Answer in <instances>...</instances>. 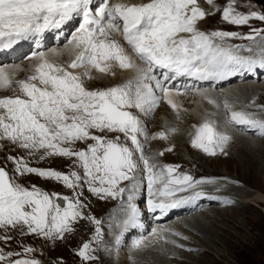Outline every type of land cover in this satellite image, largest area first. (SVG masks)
I'll use <instances>...</instances> for the list:
<instances>
[{
    "label": "snow or ice",
    "instance_id": "1",
    "mask_svg": "<svg viewBox=\"0 0 264 264\" xmlns=\"http://www.w3.org/2000/svg\"><path fill=\"white\" fill-rule=\"evenodd\" d=\"M213 5L214 0H206ZM207 13L198 0H0V50L10 49L20 41L43 35L46 31L61 29L80 17L82 22L68 44L74 58L68 63L50 60L44 52L34 53L31 59L37 63L25 79H14L20 65L0 66V89L18 86V94L0 97V139L10 140L19 147L34 154L41 149L45 155L76 157L84 169L83 181L88 190L101 199L121 197V211L125 219L116 221L120 234L115 243L120 244L124 232L129 227L139 226V209L134 203L140 192L136 177L141 167L146 174L149 199L148 208L166 213L201 198L203 191L195 189L211 181L195 180L187 174L174 176L178 166L164 165L157 169L144 155V145L139 136L148 138L147 129L131 109H139L150 114L166 99L173 109L178 105L171 98V89L164 82L178 76H189L198 80H224L241 72H255L264 69V29L253 28L247 35L230 31H202L198 24ZM222 19L230 24L247 25L250 20L264 21V12H239L235 0H229L223 8ZM120 34L131 53L147 67L141 68L113 34ZM230 38L252 41L251 45H232ZM259 38V40L257 39ZM249 54H242V49ZM137 68L136 83L129 80L106 89L89 90L86 79H92L91 71L115 75L113 69ZM83 69V72L73 71ZM155 69L163 70V81L153 75ZM163 93L157 96L150 83ZM16 93L17 89H13ZM179 94V90H177ZM207 98V96H206ZM215 104V100L209 99ZM254 103V101H253ZM220 105L217 104V107ZM264 109V105L257 106ZM223 108L229 113L230 124L242 125L264 137V118L255 112L234 110L227 100ZM99 132L123 133L133 147L121 143L119 136L109 139ZM175 131V129H171ZM166 138L165 132L157 134ZM155 138V137H153ZM231 137L219 131L214 121L205 120L196 129L192 146L215 155L217 149H224ZM94 141L87 149L75 150L77 141ZM170 150V149H169ZM139 153L136 158L135 154ZM16 164L15 171L23 175L35 173L43 178L62 181L69 188L80 185L82 177L75 171L64 174L54 169L29 167L22 158L9 157ZM128 185L121 187V182ZM97 182L98 185L97 186ZM162 187H156V185ZM192 190L190 195H177ZM127 193L126 204L124 196ZM49 193L35 186L31 190L16 182L15 177L0 167V227L26 226L29 233L45 238H63L64 233L73 231L72 222L83 216V204L68 197L62 208L54 202ZM160 197L159 200L156 198ZM215 199L216 197H212ZM231 203V201H225ZM96 225L97 239L103 234L100 220L88 217ZM111 228V225H109ZM23 234V232H22ZM11 237L5 236L7 242ZM142 241L137 240L139 247ZM34 251L25 248V253ZM91 245L85 242L79 255L92 260ZM14 254L3 253L0 261L8 264H40L36 259L18 258L10 260Z\"/></svg>",
    "mask_w": 264,
    "mask_h": 264
},
{
    "label": "rangeland",
    "instance_id": "2",
    "mask_svg": "<svg viewBox=\"0 0 264 264\" xmlns=\"http://www.w3.org/2000/svg\"><path fill=\"white\" fill-rule=\"evenodd\" d=\"M228 2H229V0H214V4L212 6L209 4L208 15H206V17L204 19H202L201 22L199 21V24H198V26L203 27L202 31L211 32V31L221 30V31L239 32L243 36V35L249 34L251 29H253V28L264 29V21H259L257 19H252L249 21V23L247 25H241V26H237V25H233V24L230 25V23L224 21L222 19V12H223V8L227 5ZM235 7H236L237 11L243 12V13H248L249 11L264 12V0H235ZM214 9L217 10L215 13H214ZM212 13H214L215 15L212 16L211 15ZM209 17H211L213 20H211ZM258 40H259V38H258ZM68 41L66 40L65 42H68ZM243 41L245 42L246 39L230 38L227 42L232 43V45H234V44L237 45L238 43L243 42ZM65 42H64V44H65ZM50 44L46 46V50H50V49L54 48L55 45H52V43H50ZM50 46H52V47H50ZM33 52H30L29 55H28V53L27 54L23 53V55L21 56V62L23 65H24V62H26L27 60H29L32 57ZM141 62L142 61H139V63L137 65L141 68H146V65L145 64L142 65L143 63L141 64ZM260 75L261 76L259 78H257V80L248 81V84H251V85L256 84L258 86L264 87V76H263L264 73H262ZM116 76H118V75H116ZM110 80H112V78H110ZM110 80H106V78H105V80H101L99 82V79L95 77L93 79L94 82L92 81V85H94L95 88L91 87L90 89H93V90L94 89H102L103 86H104L103 89H105L106 86L110 87L114 84V82H110ZM88 82H91V79H86V81H85L86 87H87ZM145 83H147V81H145ZM150 84H151V82H150ZM239 84H243V83L242 82H237V83L232 82L230 85H226V87L225 86L218 87V88L201 87L200 89L207 90V88H208V90L212 93H216L219 89L220 90L223 89V91H227L226 96L231 95L232 97L236 98L234 95L235 92L231 91L230 88H234V91H236L237 90L236 88ZM101 85H103V86H101ZM116 85H119V84L116 83ZM116 85H113V86H116ZM168 85H170V83H167L166 85L164 83V87H167ZM13 88H15V87H13ZM182 89L184 91V88H182ZM193 89H195V88H191L188 90V92H185V93H188L187 95L184 92L179 93L182 96L185 95V97L181 100L183 105L182 104L180 105L179 110H176V109L173 110L174 120H172V122L174 123L173 128L175 129V131H171V129H170L167 131L168 133L165 132L166 138H160L157 135L158 133H160V132H158V130H160L159 129L160 128L159 122L162 120L164 126L167 123V120L165 119L166 114H163V112H164V108H163L164 107L163 106L164 100L162 99L163 101L161 100L159 102V103H161V105H159L156 108V110L158 109V111L159 110L161 111L162 117H161V119H160V117H156V114H154L156 112L155 111L153 113L155 115V117L153 115V118H156V120L157 119L160 120L158 122L159 124L157 122H155L156 120L154 121V119H152L148 123V131H147L148 132V138L147 139H148L149 143L144 145V155L147 156L148 152H150L152 155H154L156 153L155 161H157V162L154 164L156 165L157 169L163 167L164 165L178 166L176 168V171L173 173L174 176L175 175L179 176V174L181 176L183 174H187V175H190L191 177H193V179L198 178L197 180L203 179L204 181H208V180L222 181L225 183H230V185H235L236 187L244 190L247 193L251 194V193H255L258 191L260 194H262L264 196V143H262V142H264V137L259 136L256 133H245L243 130L238 129L236 126L231 125L228 122V125H230L232 128H235L239 134L244 133L247 136H252L253 138L258 137V138L254 139L256 141L252 140V143L247 138H244V140H243V138L242 139L239 138V142L236 143L237 141H236V138L234 137L232 140V141H234L233 144H231L230 147H228V149L225 153L226 155H224L227 158L232 157L235 154V147L240 143V141H243L242 144H245V145H248L249 143L251 145L253 143L259 144V150L262 152V153H260L261 156L259 158L260 165L257 167H254L253 172H250L248 167H245L244 169H240L237 172L235 165H233V163H231V162H228V164H222V163L215 161V160H212V161L205 160V159L197 160L193 155L188 157V158L186 157V159H188L187 163H185L186 161L184 162V160L181 159L182 153H179V151H178L179 146H177L176 144L178 142H180L179 138H181L180 134L182 133V129L183 128H187V129L193 128L195 131V129L197 128V126H194L193 124L189 123V121L187 120V117H186L189 113L192 112L191 108L193 106V104H192L193 97H191V94H189V93L194 91ZM3 94L5 96H11L14 94H18V89H17L16 93H14L13 89H12L9 92L3 93ZM238 95H241V94L239 93ZM261 95L262 94L259 91V94L252 96V98L250 99L249 102L252 103L253 101L259 102L260 100H264V98H262ZM188 98H189V100H188ZM195 98L197 99V97H195ZM256 98H257V100H256ZM210 99L212 100V98H210ZM206 100H209V98L208 99L205 98L202 103H205ZM188 103H189V105H188ZM202 103H200V104H202ZM185 104H187V105L185 106ZM213 105H215V104H213ZM188 111H189V113H188ZM224 111H225V116L227 117L228 112L226 110H224ZM132 112L135 115H137L140 118V120H143V118L145 117V115L143 113H139V112H137V110L136 111L134 110ZM162 121H161V123H162ZM154 127H155V129H154ZM179 128H180V130H179ZM153 129H154V132H152ZM97 135H106L107 138H109V139H111V137H112L111 135H109V133H104V132H102V133L98 132ZM118 136H119V138H121L120 139L121 143H126L129 146L128 142H130V141L126 140L125 136H121V137H120V135H118ZM142 137H143V135L141 136V138ZM153 137H155L156 139L164 140L165 144L164 143L162 144L161 142H156ZM242 137H245V136H242ZM112 139H114V138H112ZM168 141L171 142V144H173V147H171L172 145L167 144V143H169ZM176 141H177V143H174ZM3 142H4V140L0 139V144H3ZM84 143L85 142L78 141V142H76L75 145H73V148L75 150L87 149V145L90 143H94V141L89 140V141H87L88 144L87 143L84 144ZM157 143H160V144H157ZM159 145H163V148L160 152L158 151L159 148H157ZM10 146L11 145H7V144L0 145V167L4 168L9 173L10 177H15L17 183L23 185L26 188H29V190H31L32 187L35 186V187L42 189L43 191L49 193L50 196L53 193L57 194L56 196H52V199L54 200V202L59 203L62 208L67 206V201H63L62 199L60 200L59 199L60 197L66 196L70 200L75 201L77 198V194L80 193L79 200L83 204V208L80 210L82 211L83 216L81 218L77 219L76 221L72 222L71 226L73 228V231L64 233L63 238L56 237L53 239H49V238H45L42 235H37L35 233H29L27 231L26 226H17L15 228L9 226L7 229L0 227V249L3 250V253L7 254L8 252H12L14 254H19V255H13L12 257L8 258L10 260H15L18 258L36 259L40 262V264H94V263L98 264L97 260L99 258L101 260V264H104V262L101 258V253L103 252V250H107V251L112 250L111 243L114 242L113 238L119 234L117 232L119 227H117L116 222L114 224V222L107 219L108 222H110L108 225H111L112 228L107 226V224L105 222V218H107L109 215H111L112 212L116 211L117 207H115V204H111L110 202H106L103 200H96V199L88 196V194H87L88 190L85 188V182L83 181V177L81 176L80 166L76 163L75 159L73 160V162L69 159L63 158L62 156H45L44 159H41V156H44L45 154H39V153L36 154V152H35L34 154L30 155L28 152L24 153V152H20L19 150H16L19 153H15L14 151H12V149L14 150V148L10 147ZM130 147H133L131 145V142H130ZM187 150L190 152L189 154H191L192 151L195 153V151L191 147L190 148L188 147ZM170 152H172V153H170ZM218 152L221 153L220 151H218ZM208 155L212 156L210 154H208ZM9 157H15L17 159L22 158L23 161L27 162V164H29L30 166L37 167L40 169H54V170L62 172L64 174H69V173L75 171L82 177L81 183L76 188H69L62 181H57L55 179L43 180L42 179L43 177H41V176H31L30 177V175H32L31 173H25L23 175H20L15 171L16 164H15L14 160L9 159ZM225 160H226V158H225ZM226 166H227V170H226ZM141 173L142 174L138 173L137 177H138V180H140V178H141L142 184L144 181H146L145 188L141 189L142 191L144 190L143 191L144 193L142 194V196L140 198H138L137 201L135 200L134 203L137 205L138 209L140 208V209H142L141 210L142 212H145V207L146 206L148 207V204H146V203L149 199V193H148V189H147L146 174L143 171ZM252 174H253V176H256L257 179H255V178L249 179L250 176H252ZM210 175H216V176H210ZM245 180L247 181L248 184L246 182H244ZM123 182H121V184H122V185H120L121 187H125L128 185V184H126V183H128V181H126L125 185L123 184ZM204 185L207 186L206 183H204ZM160 186H158V187H160ZM207 187L209 188V191L212 193H221L222 192L221 190H218V189H215L214 187H211V185H208ZM235 193L238 196H235L234 203H227V205H225V204H223V201L220 199L222 203H218L216 201L212 205L210 203H208V204L203 205L202 208H200V209L193 210L192 212L190 211V212H186V213H181L179 215H174L176 217L173 216V218H171V219L169 218L168 220H166L164 222L159 221V222L155 223V225H153L151 222L150 227L144 232V234H142L141 232L138 235L133 234L138 228V227H134L132 229L133 231H131L127 235L126 238L123 239V237H122V240H121L122 243L120 242V245H117L114 242V246L118 247V248L114 247V253H112V255H109V254L107 255V253H106L104 257H106L108 259V261L114 262L115 264H143V263H145V261L147 259L151 260L153 262V264H159V261L157 259L155 260V257L153 256V254H149V257L144 256V254H147L148 252L145 251V253H144V251H141L142 248L136 247L135 242L137 240H143V239L146 240L148 237H150L154 233V230L156 229V227L158 228V225H159V227H163V226H166L172 222H176V220H177V222L179 220L181 221L182 219L185 220L186 219L185 217H188L189 219L190 218H197L194 215H197V213L198 214L204 213V214H202L205 217L204 219H209L210 221H214L213 223H217L214 225V228H213L214 230L212 232L213 236L212 235L210 236L212 241L209 242L210 244L208 243V247L203 246L205 249L200 248L202 252L201 251H199L200 253L195 252L199 249V247H201L200 242H199V238H201V236H199V238H197L198 235H196L195 233L191 234L188 231H186V226L183 224L184 221L183 220H182L183 222L179 221L178 227H180V229H181L180 232H184L185 235L188 236V237L186 236L187 238L192 239V240H190L191 244H194L195 247H197L198 249L197 250L193 249V251L194 250L195 251H194V253H191V250H189L190 246L180 247L176 244L177 254L174 252L169 253L168 251L165 253V255H166L165 258L169 262V264H179L178 262L181 260V258L186 257V255H189L188 257L190 259L196 257L198 260L199 258H202L203 254L205 252H206L205 254H210V255L212 254V255L209 256L207 258V260L206 259H205V261L202 260L203 264H217V262H220L223 264H264L263 204L261 206L257 203L258 204L257 205L256 202L253 201L255 204L251 205V207H249L246 211L241 210V212H238L237 208H242V206H243V205H239L240 202H243L242 201L243 198L241 197L240 192H238V193L235 192ZM156 199L159 200L160 197H157ZM97 201H98V203L104 204L103 209L106 210L105 213H99L98 212L99 209L97 207ZM113 201H116V200H113ZM144 201H145L146 205L144 204ZM205 211H207V212H205ZM220 211H221V214H223V215L227 213L229 217H237V222H235L236 227L234 226L233 228H230L228 226V225H230V222L225 220V219L222 220L223 219L222 215L220 213H218ZM159 212H161V211L160 210H156V211L147 210L146 214H144V216H143V213L141 214L139 212L140 213L139 214V216H140L139 225H141L145 219H146V222L151 221L150 217H153L152 214H156L157 216H160ZM190 213L193 215H191ZM236 214H237V216H236ZM147 215H149V216L147 217ZM88 217H94L96 220L101 221V224L99 225V227H100L101 232L103 234L102 240L97 239V233H96L97 225ZM124 217H125V215H124ZM109 218H110V216H109ZM163 223H165L166 225H164ZM138 230H140V229H138ZM22 232H23V234H22ZM109 233H113V234H111V237L109 236ZM161 234H164V232H162ZM171 234L173 235V237L177 238L179 241L186 243V241H187L185 239L186 237L183 238V237L177 235L176 233H171ZM112 235H113V237H112ZM5 236H9V237H11V239H9L7 242H5V240H4ZM108 236H109L110 240L108 239ZM109 241H110V243H109ZM85 242H88L91 245V251L92 252H90V254L94 257V259H92V260H85L79 255V250L81 249V247L83 246V244ZM190 242H188V244ZM107 243H109V247L106 246ZM196 243H198V245ZM159 244H162L161 247L166 246L168 244L164 235H162V237L160 238ZM187 247H189V248H187ZM25 248H32V249H34V251H32L31 253H25L24 252ZM137 248H138V250H137ZM209 250H210V252H209ZM137 251H139L138 252L139 255L135 254ZM211 251H212V253H211ZM219 252L221 255H226V257L225 258L220 257ZM177 255L178 256L180 255V257H177ZM139 256H141V257H139ZM109 258H110V260H109ZM141 258H142V260H141ZM138 260H140L141 263ZM197 260H194V261L196 262ZM173 262H175V263H173ZM0 264H8V260L0 261ZM196 264H198V263H196Z\"/></svg>",
    "mask_w": 264,
    "mask_h": 264
},
{
    "label": "bare ground",
    "instance_id": "3",
    "mask_svg": "<svg viewBox=\"0 0 264 264\" xmlns=\"http://www.w3.org/2000/svg\"><path fill=\"white\" fill-rule=\"evenodd\" d=\"M111 1L112 2H116V0H111ZM125 2L133 3V2H140V0H125ZM145 2H146V0H145ZM198 2L200 4V6L204 9V11L208 15V12H209L208 11L209 10L208 6H209V4L206 3V0H198ZM216 11L217 10L214 9V13ZM214 13H212L211 15L214 16L215 15ZM209 18L211 20H213L211 17H209ZM72 22L69 23V24H67V25H65V26H62L61 29H58V30L53 29V30H50V31H46L43 35H41V36H44L43 39H41L42 37L39 36V41H37L38 44L40 45V48L39 49H36L35 48V42H33L32 44H30L28 42V40H29L28 39V40H23V41L18 42L16 45L19 46V49L16 52H14V53L6 52L5 54H2L3 52H5V50H2V53H0V66L7 67V66H12V65H20L21 66V70L17 71L16 76L14 77V79L19 80V79H25L28 75H30L31 74V68H32V66H34L37 63V61L35 59H31L32 58L31 57L29 59L30 61L27 60L26 62H24V65L22 64V62H21V56L23 55V53L26 50H29V51H27V53L33 52L35 50L37 51V52L35 51V53L44 52L48 56V58L50 60H54V61L59 62V63H68V62H70L71 59L74 58V53L71 51V46L68 44V42H65L68 37L65 38V36H64L63 40L62 41H59V40L56 39L55 35H56L57 32H59L61 34L62 33H65L66 34L67 33V29L70 28V26L72 25ZM199 28L201 30L203 29L202 26H199ZM71 38L69 40H71ZM112 38L118 40L122 45H124L125 49L130 54H132L131 53V49L128 48L126 42L123 40V38H122V36L120 34H118V33L117 34H113V37ZM64 42H65V44H64ZM260 42L261 43H264V41H260ZM50 43H52V45H55L54 48H52L50 50H46V46L49 45ZM228 44H232V43H228ZM241 44L242 45H246V46L251 45V46H253V48L255 50V45L253 44L252 41L246 40L245 42L244 41L243 42H240L237 45H241ZM50 47H52V46H50ZM27 53H25V54H27ZM242 54H245V55L246 54H249L247 52L246 48L245 49H242ZM32 56H33V54H32ZM132 56H133L134 63L137 65L140 60L137 59L134 54H132ZM142 63L143 62H141V64ZM142 65H144V64H142ZM258 70L264 71V69H258ZM73 71L83 72V69L82 68L81 69H75ZM113 71L115 72V75H112L110 73L109 74L99 73L95 69H93L91 71V76L93 78L91 79V82H88L87 83V87L89 88V90H93V89H90L91 87L92 88H95L94 85H92V81H93V79L95 77L99 79V82L101 80H105V78H106V80H110V78H112V80H110V82H114L113 85H116V83L123 84V83H125V82H127L129 80H132L133 81V84L135 85V83H136V77L138 76L137 68L134 67V68H131V69H121L119 67H115L113 69ZM154 73H156V70L154 71ZM260 74H262V73H260V72H246L245 71V72L238 73V74H236L234 76H230V77H228V78H226L224 80H198V79H195V78H185L184 76H179L175 81L169 82L170 79L167 80V81H163V78H162V81L165 83V85L167 83H170V85H168L167 88H170L172 90L171 91V98L178 105V109H176V110H179L180 109L179 107H180L181 104L183 105V103L181 102V100L185 97V95L182 96L181 94H177V90H179L180 88H182V86H178L177 85V81H181L183 83L185 82V87H184L185 90L183 91L184 93L185 92H188V90L191 89V88H195V89H193L194 91H192L191 93H189V94H191V97H193V102H192L193 106L191 105L192 106V108H191L192 112L189 113V111H188L189 114L186 116L187 117V120L189 121V123L193 124L194 126H197V128H198L199 125L202 124L206 119L207 120H211V121H214L215 122L216 127H217V129L219 131L226 132L231 137L230 141L228 142V144L225 147L224 152L219 153L218 152L219 150H217L215 155L209 156L208 153L204 152L202 149L196 148V147H193L192 146L191 141H192V138L195 135V132H196V129L197 128L195 129V131H194L193 128H189V129L183 128L182 129V133L180 134L181 135V138L178 137L180 139L179 140L180 142L177 143V141H176L174 143H177L176 145L179 146V150L178 151H179V153H182L181 154V159H183L184 162L186 161L185 163L188 162L187 161L188 159H186V157L188 158V157H190V156L193 155L197 160H202V159L209 160V161L215 160V161H218V162H220L222 164H228V162H231V163H233V165H235V168H236V171L237 172H238V170L244 169L245 167H248L249 168V171L250 172H253L254 167H257V166L260 165L259 158L261 156L260 153H262V152L259 150V144H257V143H253L252 145L249 143L248 145H245V144H242L243 141H240V143L236 147L234 146L235 147V154L232 157H228L229 158L228 159L226 156H224V155H226L225 153H226L228 147H230V145L233 144L234 141H232V140H233L234 137L236 138V141H237L236 143L239 142V138H241V139L243 138V140H244V138H247L252 143V140L257 139L258 137H254L253 138L252 136H247L244 133L243 134H239L236 131L235 128H232L230 125H228L229 113H227L228 116L226 117L225 116V111H224L225 109L223 108V103H224L225 100H227L230 104H232L234 110H237V111L244 110V111H248V112H255L258 115L259 118H264V109H262L260 107H257V106H260V105H264L263 104L264 103V100H260L259 102L258 101H254V103L253 102L252 103L249 102L250 99L252 98V96H255V95H258L259 94V91L262 94L261 97L264 98V87L263 86H258L256 84H253V85L248 84V81L257 80V78H259L261 76ZM116 75H118V76H116ZM153 75H155V74H153ZM156 77L158 79H160V76H156ZM150 82H151V85L153 86V90H154L155 94L157 96L163 97V93L159 89H156L155 88V81H147V83H150ZM232 82H236V83L237 82H242L243 83V84H239L237 86V88H236L237 90L236 91H234V88H230L231 91L235 92V94L234 93L233 94L235 95L236 98L232 97L231 95L230 96H226L227 91H223V89H221V90L219 89L216 93H212V92H210L208 90L209 87H211V88H218V87H222V86H225L226 87V85H230ZM113 85L110 86V87H113ZM101 86H103V85H101ZM13 87H15V88H13ZM17 87L18 86L16 84H13L11 88H8V89H0V97L5 96L3 93L9 92L12 89H18ZM201 87H205V88L208 87V88H207V90H203V89H200ZM103 88H104V86H103ZM106 88H109V86H106L105 89ZM236 92L238 94L240 93L241 95H238ZM185 94L187 95L188 93H185ZM206 96H207V99L208 98L209 99L212 98V100L213 99L216 100L215 105H213V103H209V100H206L207 102L205 101V103H202L203 100L206 98ZM195 97H197V99ZM163 100H164V105H163L164 107L163 108H164V112H165V113L163 112V114H166V118L165 119L167 120V123L165 124V126H164L162 120H161L162 121V123H161L160 120L157 119L158 120L157 121L156 118H153V115L156 114V117H160V119H161V117H162L161 116L162 115L161 111L160 110L158 111V109L156 110V108L159 105H161V103H159L158 106L150 114H147V115H145L139 109H131L132 111H134V110L136 111L137 110V112L143 113L145 115V117L143 118V120H141V122H142L143 126L147 129V131H148V123L152 119H154V121L156 120L155 122H157V123L160 121L159 122L160 124L158 123L160 125V128H159L160 130H158V132H166V133H168L167 131L170 130V129H172L174 127V123L172 122V120H174L173 110H175V109L172 108V106L167 102L166 99H163ZM188 100H189V98H188ZM256 100H257V98H256ZM200 103H202V104H200ZM217 104L220 105V106L217 107ZM186 105L187 104H185V106ZM188 105H189V103H188ZM154 117H155V115H154ZM231 125H234V124H231ZM234 126H236L238 129L243 130L245 133H256L254 130L248 129L245 126H242V125H234ZM154 129H155V127H154ZM154 129H153L152 132H154ZM179 130H180V128H179ZM91 131L95 135H97L98 132H99V131L94 130V129L91 130ZM104 133H109V132H104ZM109 135L112 136L111 139L112 138L115 139L118 135H120V137L121 136H124L123 133H116V132L109 133ZM104 136H106V135H104ZM141 136L142 135L139 136V139H140V141H141V143L143 145H146L147 143H149L148 142V139L145 140L143 138L144 136L142 138H141ZM242 136H245V137H242ZM154 139H155L156 142H161L162 144L163 143L165 144V141L162 140V139H156V138H154ZM3 140H4L3 144L11 145L10 147H13L14 148V150L12 149V151H14L15 153H19L16 150H19L20 152H24V153H27V152L29 153V151H30L28 149H24V148L19 147L18 144H14L10 140H7V139H3ZM254 141H256V140H254ZM130 142H128L129 143V147H130ZM85 143H87V142H85ZM262 143H264V142H262ZM3 144H0V145H3ZM157 144H160V143H157ZM167 144L172 145L171 147H173V144H171V142H169ZM188 147L189 148L191 147L195 151V153L192 151L191 154H189L190 152L187 150ZM157 148H159L158 151L160 152L162 150V148H163V145H159ZM37 153H39V154H45V150L44 149H41L39 151H36V154ZM170 153H172V152H170ZM135 156H136V158H138L139 157V153H136ZM155 156H156V153L154 155H152L150 152H148L146 157L149 159V162L150 163L154 164V163L157 162V161H155ZM63 158L69 159L72 162L75 159L76 160V163L80 166L81 176L84 177V169L81 166V164L78 162V158H76V157H71V158H69V157H63ZM225 158H226V160H225ZM28 166L29 167H33V166H30L29 164H28ZM35 168H37V167H35ZM226 170H227V166H226ZM142 171H143V168H142V165H141V167L136 172V177L138 176V173L142 174L141 173ZM31 174L32 175H30V177L31 176H39L38 174H35V173H31ZM179 176H181V175L179 174ZM210 176H216V175H210ZM252 178L257 179L256 176H253V174H252V176H250L249 179H252ZM42 179L43 180H48L49 178H42ZM197 179H194V181L197 180ZM137 180H138V177H137ZM138 181H141V178ZM208 181H211V183H207L206 182V185L207 186L208 185H211V187H214L215 189L221 190L222 192L221 193H212V192L209 191V188L207 186H205L204 184H201V185H199L195 189V191H203L204 195L201 198H199L198 200L193 201L192 203L185 204V205H182V206L177 207V208H174V209H169L166 213L159 212L160 213L159 214L160 216H157L156 214H152L151 213L153 215V217H150V220L151 221L146 222V219H145L141 225L137 226L138 228H137V230L133 234L138 235L140 232L142 234H144V232L150 227V223L151 222H152L153 225H155V223H157L159 221H163L164 222V221L168 220L169 218L170 219L173 218L174 215H179L181 213H186V212H190V211L192 212L193 210L200 209V208H202L203 205L208 204V203H210L211 205L213 203H215V201L218 202V203H222L221 200L223 201V204H225V205H227V203L225 202L226 200L227 201H231V203H234L235 196H238L235 192H237V193L240 192L241 193V197L243 198V200H242L243 202H240L239 203V205H243V206H242V208H237L238 212H241V210L242 211H246L249 207H251V205H254L255 204L254 202H256V204L258 203L261 206L263 204V214H264V196L262 194H260L258 191L255 192V193H251L250 194V193H247L244 190L236 187L235 185H230V183H225V182L217 181V180H208ZM244 182L247 183L246 180ZM125 183H126V181L123 182L124 185H125ZM128 183H126V184H128ZM145 184H146V181H144L143 184L142 183L140 184V192H139V195L137 196V198L135 199L136 201L144 193L143 192L144 190L142 191L141 189L142 188L143 189L145 188ZM97 186H99L98 185V182H97ZM158 186H160V185L158 184L156 187H158ZM85 188L88 190V184L87 183H85ZM191 192H192V190H188V191H186L184 193H178L177 195L178 196L179 195L187 196V195H190ZM87 194L91 198H94L96 200H103V201H106V202H110L111 204H115V207H117L116 208V211L115 212H112L111 215H109L110 218H109V216L107 218H105V222H106L107 226H109L108 224L110 223V222H108L107 219H109L112 222H114V224H115L116 220L117 221H122L123 219H125V217H124L125 213L123 211H121V197H116V198L108 197L106 199H101L99 196H97L96 194L92 193L89 190H88ZM126 197H127V193H125V196H124V202H125V204H126ZM212 197H216V198L213 199ZM113 200H116V201H113ZM144 204H145V201H144ZM103 205L104 204L98 203V201H97V207L99 209L98 210L99 213H105L106 212V210L103 209ZM141 210L142 209L139 208V212L141 214L143 213V216H144V214H146V211L147 210H150V209L146 206L145 207V212H142ZM205 212H207V211H205ZM218 213L221 214V211L218 212ZM202 214H204V213H200V214L197 213V215H194L197 218H190L189 219L188 217H185L186 218L185 220H183L181 218L184 222L182 220L181 221L179 220L180 222H183V224L186 226V231H188L191 234H194L195 233L196 235H198L197 238H199V236H201V238H199V242H200V245H201V247H199V249L197 247H195L194 244H191L190 240H192V239L187 238L188 236L185 235L184 232H180L181 229H180V227H178V224H179L178 222L179 221L177 222V220H176V222H172V223H170L168 225H166L165 223H163L164 225H166V226H163V227H159V225H158V228L156 227V229L154 230V233L150 237H148L146 240H144V239L141 240L142 243H141V245L138 248H142L141 251H144V253H145V251L148 252L147 254H144V256L149 257V254H153V256L155 257V260L157 259L159 261V264H169V262L165 258L166 257L165 253L168 251L169 253L170 252H174V253L177 254V252H176V244L178 246H180V247H182V246H190V249L189 250H191V253H194V251L197 250V249L198 250L195 251V252L201 251L200 248H204L203 246H207L208 247V243L210 241H212L210 236L211 235L213 236V234H212V232L214 230L213 228H214V225L217 224V223H213L214 221H210L209 219H204L205 217ZM237 214H236V216H237ZM191 215H193V214H191ZM221 215H222V218H223L222 220L225 219V220H227V221L230 222V225H228L230 228H233L234 226L236 227V223L235 222H237V217H229L227 213L224 214V215L223 214H221ZM148 216L149 215H147V217ZM174 217H176V216H174ZM139 218H140V216H139ZM133 228L134 227H129L124 232L123 239L126 238L127 235L131 231H133L132 230ZM138 229H140V230H138ZM117 232L120 234V228H118ZM162 232H164V234H161ZM171 233H176L177 235H179V236H181L183 238L187 236L185 239L188 242H190V243L188 244L187 241H186V243H183V242L179 241L177 238L173 237V235ZM111 234H113V233H109V236L110 237H111ZM162 235L165 236V239H166V241H167L168 244L166 246H162L161 247L162 244H159V240L162 237ZM109 236H108V239L110 240ZM112 237H113V235H112ZM113 241L115 242V237L113 238ZM114 242L111 243L112 250H108V251L107 250H103V252L101 253V258H102L104 264H115L114 262L108 261V259L106 257H104L106 253H107V255L108 254L109 255H112V253H114V247H116V246H114ZM109 243H110V241H109ZM109 243H107V245H106L107 247H109ZM121 243H122V241H121ZM196 244L198 245V243H196ZM116 248H118V247H116ZM138 248H137V250H138ZM187 248H189V247H187ZM193 249H195V250L193 251ZM138 252L139 251H137L135 254H138ZM209 252H210V250H209ZM205 253L203 254L202 258H199L198 260H197L196 257L190 259L188 257L189 255H186V257L181 258V260L178 263L179 264H196V263L203 264L202 263V260L205 261V259L207 260V258L212 255V254L210 255V254H205ZM211 253H212V251H211ZM219 255L222 258H225L226 257V255H221L220 252H219ZM139 257H141V256H139ZM177 257H180V255L179 256L177 255ZM109 260H110V258H109ZM141 260H142V258H141ZM194 260H197V261L195 262ZM97 261L96 262L98 264H101L100 258ZM138 261L140 262V260H138ZM175 262H173V263H175ZM143 264H153V262L151 260L147 259L145 261V263H143ZM217 264H223V263L217 262Z\"/></svg>",
    "mask_w": 264,
    "mask_h": 264
}]
</instances>
